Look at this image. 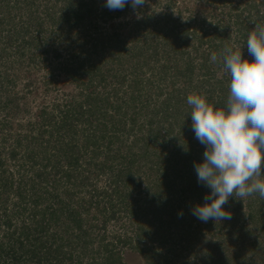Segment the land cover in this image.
Wrapping results in <instances>:
<instances>
[{"label": "trees", "instance_id": "16d2710c", "mask_svg": "<svg viewBox=\"0 0 264 264\" xmlns=\"http://www.w3.org/2000/svg\"><path fill=\"white\" fill-rule=\"evenodd\" d=\"M162 2L134 12L106 0H0V264H129L128 254L194 264L185 253L197 257L205 236V264H264L258 193L230 197V220L191 214L210 189L194 169L205 146L187 104L198 94L226 107L230 75L211 54L232 46L253 59L247 35L264 24V0L216 24L174 18Z\"/></svg>", "mask_w": 264, "mask_h": 264}, {"label": "clouds", "instance_id": "9594fccd", "mask_svg": "<svg viewBox=\"0 0 264 264\" xmlns=\"http://www.w3.org/2000/svg\"><path fill=\"white\" fill-rule=\"evenodd\" d=\"M146 2L106 0L105 7L122 10L130 3L135 12ZM246 44L252 60L232 46L210 57L230 75L226 107L216 108L198 94L187 96L192 131L205 146L204 159L194 169L198 183L210 189L205 203L195 205L191 214L205 223L232 218L224 208L230 197L243 200L258 193L264 199V24L255 23Z\"/></svg>", "mask_w": 264, "mask_h": 264}, {"label": "rangeland", "instance_id": "374dc122", "mask_svg": "<svg viewBox=\"0 0 264 264\" xmlns=\"http://www.w3.org/2000/svg\"><path fill=\"white\" fill-rule=\"evenodd\" d=\"M173 2H174V4L172 5V7L170 9H168V7L166 5L167 3L164 0H163L161 5H159V6H157L156 4L155 5L157 7V10H163L164 9V10H168V12H174L173 13L174 18H184V19H189V20H191L192 18H195V20H197L198 22L202 21L203 20L202 18H210L208 21L212 22L213 24H216L217 20L213 19L214 17L220 18L221 12L223 14V17H226L230 13L233 14L234 10H236V8H237V6H235V5H238V7L241 6L243 8L242 2H245V0H228V2H225L224 0H216V1L215 0H174V1H172V3ZM5 14H6L5 12H2L0 15V18L2 16L5 17ZM23 14L25 15V18H28L27 14H25L24 11H23ZM130 17L135 18L134 15H131ZM226 20L228 21L230 19L227 18ZM230 22L232 23V19L230 20ZM251 25L254 26L253 24H251ZM234 26H233V28H230L231 33H233L235 31ZM252 29L254 30V28H252ZM232 35H235V34H232ZM6 61L7 60L5 57L0 58V70H2V71L4 70V68H5L4 62H6ZM8 68H9V64H8ZM32 76L38 77V74H34V75L32 74ZM23 84L24 83H20V85H19V91L22 90L21 92H23V90H24ZM43 94L44 93L40 91V93H38V97H36L37 93L31 95V97H29L30 103L34 104L35 101H42ZM6 113H8V110H4L3 112H0V116L5 115ZM205 238H207L209 240V242L202 240L197 245V247L199 248V252H197V254H196L198 258L195 257L193 252H191V253L186 252L185 253V254H188L194 258V260H195L194 264H205L200 260V258H204V257H202V251L201 250H204L206 248H210L209 249L210 252H211V249L213 250V248H211L212 247L211 242L214 241V238L212 236H205ZM253 240L254 239L252 237L249 238V241L251 243L253 242ZM223 258L225 259V258H227V256H224ZM179 259L182 262L183 261L182 259L186 260L187 258H184V255H183V256H180L178 258V260ZM126 261L129 264H145V262L137 254H128L126 256ZM210 264H212V263H210Z\"/></svg>", "mask_w": 264, "mask_h": 264}]
</instances>
